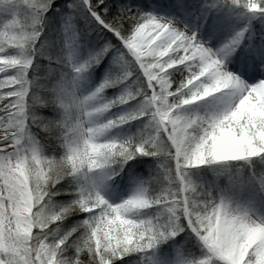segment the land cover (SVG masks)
Returning <instances> with one entry per match:
<instances>
[{"label":"snow or ice","instance_id":"6c2138e0","mask_svg":"<svg viewBox=\"0 0 264 264\" xmlns=\"http://www.w3.org/2000/svg\"><path fill=\"white\" fill-rule=\"evenodd\" d=\"M225 4L264 26V0L200 9ZM190 7L0 0V264H154L181 233L169 264H264V27L236 52L248 23L213 48L154 14ZM146 163L126 197H105Z\"/></svg>","mask_w":264,"mask_h":264},{"label":"rangeland","instance_id":"374dc122","mask_svg":"<svg viewBox=\"0 0 264 264\" xmlns=\"http://www.w3.org/2000/svg\"><path fill=\"white\" fill-rule=\"evenodd\" d=\"M61 1H64V0H56V3L57 2L60 3ZM123 1H125V0H123ZM129 1H131V0H129ZM138 2L140 3V0H138ZM184 3L191 5L193 7H190L187 11L181 10L177 13L154 12V14L165 15V16H169L170 18H174V19H180L182 22L187 23L189 25V27L199 25L202 11H207L208 14L209 13L210 14H212V13H219L220 14L221 13V16L223 15L226 19H228V21L231 20V21L237 22V20L243 19L244 24L245 23L249 24V30L247 32H245L243 41L245 40V38L246 39L251 38L252 41H254L257 38L259 32L262 30V27H264L260 23V17L259 16L249 20L248 18L252 14H250L246 10H243L241 8H238V7H229L227 4H225L223 7L201 10L200 5L204 4L205 0H184ZM63 4H65V3H63ZM63 4H61L58 8H60ZM149 10H151V9H149ZM218 18H220V17H218ZM221 33H222L221 31H217V34H214V35L216 37H220ZM246 41L247 40H245L244 42L246 43ZM94 43H95L94 37L86 38L80 46V49H79L80 54L86 55L88 50L91 47H93ZM248 45H249V42H248ZM217 46L219 47V45H217ZM236 52H237V50H236ZM234 58H235V53H232L230 56H228L226 58L225 63L228 65V69H229L230 63H232ZM107 66H108V58L106 57L105 60L102 61L101 64L96 67V70L94 72H92L91 75L88 77L87 81L85 82V88L92 86L95 83H98L99 80L103 77L104 70ZM257 79H264V77H258ZM256 82H257L256 80L252 81V83H256ZM116 91H117V89H113V88L106 90L108 95H112ZM135 124H136V122L133 121L132 122V125H133L132 128H128V126H124L121 129H113L112 130L113 134L125 135V134H127L128 131L134 130ZM143 159L145 161L151 162L150 157H144ZM145 168L148 171V164L147 163L145 164ZM126 173H127V165H125V171H122L120 173L119 177L113 178L116 181L115 183H112L110 181L108 183V186L102 189L103 194L105 195L106 198L119 200L120 198L126 197L128 195V193L132 189V183H131L130 177L133 174H132V172L127 173V174ZM203 175L204 174H201L197 171H194L193 178L199 180ZM207 176L210 177L211 173H208ZM167 248H168V246H167ZM179 250L180 249L178 246H176L175 244H172L171 246H169V248L166 250L165 253L164 252L159 253V251H157L155 256L152 258L154 261V264H156V262H160V264H169V262L177 255V253L180 252ZM128 259H131V257ZM128 259H126V260H128Z\"/></svg>","mask_w":264,"mask_h":264},{"label":"bare ground","instance_id":"6f19581e","mask_svg":"<svg viewBox=\"0 0 264 264\" xmlns=\"http://www.w3.org/2000/svg\"><path fill=\"white\" fill-rule=\"evenodd\" d=\"M243 24H244L243 19H239L237 20V22L231 20L228 21V19H226L223 15L221 16V13L208 14L207 11H202L199 25L193 27L195 28V30H197L201 40L206 41L210 47L216 48L218 47L217 45L220 46L221 44H223L226 40L229 39V37H231L234 34L235 31L243 27L244 26ZM217 31L222 32L220 37H216L214 35L217 34ZM245 40H247L246 43L244 42ZM245 40L242 41L241 45L236 49L237 52H240L242 49L246 50V46L248 45V42L252 39L245 38ZM231 64L232 63H230L229 65L230 71L232 70ZM237 75L239 74L237 73ZM252 81L253 80H249L248 83L251 84Z\"/></svg>","mask_w":264,"mask_h":264},{"label":"trees","instance_id":"16d2710c","mask_svg":"<svg viewBox=\"0 0 264 264\" xmlns=\"http://www.w3.org/2000/svg\"><path fill=\"white\" fill-rule=\"evenodd\" d=\"M59 2V1H58ZM56 3V0H53V3H54V5H55V7L56 8H58L61 4H63V3H66V0H64V1H61L60 3ZM106 2H107V0H106ZM120 2L121 3H123V2H125V1H123V0H120ZM129 2H131V1H129ZM135 3L137 4V6L139 5V2H138V0H135ZM145 11H149V9H145ZM177 76H179V74H177ZM109 90V89H108ZM45 114H48V111L47 110H45ZM130 163H131V161H130ZM132 174L133 175H145V174H147V169L145 168V165H143L141 168H139V169H135V170H133L132 171ZM202 174V173H201ZM55 199H57V200H59V199H62V197H56ZM76 219H78V217H76V216H70V217H68L67 218V220L64 222L65 223V225H70L73 221H75ZM183 237V233H181L177 238H176V240H177V243L175 244L176 246H178L179 247V251L181 252V251H183V246L179 243V241L181 240V238ZM173 243L171 242V241H168V242H165L164 244H162V245H160V250L161 251H163V250H167L168 248H169V246H171ZM167 246H168V248H167ZM126 258V257H125Z\"/></svg>","mask_w":264,"mask_h":264}]
</instances>
